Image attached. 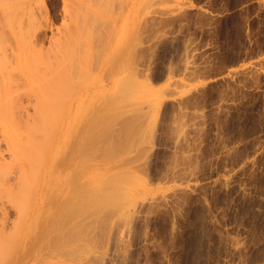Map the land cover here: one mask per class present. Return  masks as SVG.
Returning <instances> with one entry per match:
<instances>
[{
  "label": "rangeland",
  "instance_id": "obj_1",
  "mask_svg": "<svg viewBox=\"0 0 264 264\" xmlns=\"http://www.w3.org/2000/svg\"><path fill=\"white\" fill-rule=\"evenodd\" d=\"M0 84V264H264V0H0Z\"/></svg>",
  "mask_w": 264,
  "mask_h": 264
},
{
  "label": "bare ground",
  "instance_id": "obj_2",
  "mask_svg": "<svg viewBox=\"0 0 264 264\" xmlns=\"http://www.w3.org/2000/svg\"><path fill=\"white\" fill-rule=\"evenodd\" d=\"M1 8H2V9H6V8L4 7L3 4H2V6H1ZM4 13H6V12H4ZM26 76H27V75H26ZM30 80H31V79H30ZM131 85H132V84H131ZM11 91H12V90H11L9 87H7V86H5V85H3V84H0V98H1V97H5V98H7V99H10V98H11V95H12V92H11ZM14 91H15L16 93L19 92L18 90H17V91L14 90ZM28 97H30L29 94H28ZM37 97H38V96H37ZM36 100H37V98H36ZM38 101H39V99H38ZM49 102H50V101H44V103H41V104H43V105H45V106H49V105H47ZM39 103H40V102H39ZM45 103H47V104H45ZM50 103H51V102H50ZM50 103H49V104H50ZM41 104H40V105H41ZM15 105H16V103L14 104V107H16ZM17 105H18V104H17ZM41 106H42V105H41ZM15 109H16V108H14V110H13L14 113H13V111H12V115H15ZM41 110H42V109H38V110H37V108H36L35 113L37 112L38 115H37V113L34 114V115L37 116V118H39L40 115H43V117H40L41 119H40V118L38 119L39 121H41V123H40L39 125L43 124V122L45 121V120H43V119L47 118V117H44L45 114H42V112H43V113H44V112H46V113L48 112L47 110H42V111H41ZM6 111L8 112V109H7ZM16 112H17V111H16ZM39 112H41L40 115H39ZM16 114H17V113H16ZM27 114H28V112H27ZM26 116L28 117L27 119H31V118H32V119H37V118H36L35 116H33V115H32V116L30 115L31 117H29L28 115H26ZM42 118H43V119H42ZM39 121H38V122H39ZM42 121H43V122H42ZM36 123H37V122H36ZM36 125H37V124H36ZM6 128H7V127H6ZM80 131H82V133L78 131V133H81L80 135H84V134L86 133V129H85V128L81 129ZM83 133H84V134H83ZM33 142H34V140H33ZM35 142H36V140H35ZM59 144H60V143H59ZM59 147H60V146H59ZM59 147H58V149H59ZM60 148H61V147H60ZM51 150H52V149H51ZM48 151H49V150H48ZM45 153H46V152H45ZM58 153H59V152H58ZM35 155H36V154H35ZM39 155H41V154H39ZM42 155H44V154H42ZM42 155H41V156H42ZM48 155H49V153H48ZM32 156H33V154H32ZM33 157H34V156H33ZM58 158H59V157H58ZM56 159H57V157H56ZM58 160H59V161H56L57 163H61V162L63 161V160L60 159V158H59ZM52 165H53V164H52ZM58 166H59V165H58ZM53 167H54V165H53ZM70 168H71V167H70ZM51 169H53V168H51ZM71 176H74V175H71ZM72 178H73V177H72ZM68 181L70 182V183H69V185H70V184H71L70 179H69V180L66 179V183H68ZM66 185H67V184H66ZM66 199H67V198H66ZM62 202H63V201H62ZM62 202H61V203H62ZM67 203H68V200H67ZM67 203H66V204H67ZM61 205H62V206L65 205V200H64V202H63ZM68 207H69V206L67 205V206L64 208V210H65L66 208L68 209ZM57 208H58V207H57ZM67 209L65 210V211H66L65 214H63L64 212H63V213L61 212L63 209H62L61 211H60V209H58V210L56 211V212H57L56 216H57V215H60V214H61V216H65V217H68L69 214H70V216H71V213H72V212L69 213V214L67 215V212H68V211L70 212V208H69L68 210H67ZM58 212H60V213L58 214ZM66 215H67V216H66ZM56 216H55V217H56ZM70 216H69V217H70ZM55 217H54V218H55ZM58 217H60V216H58ZM48 218H50V217H48ZM54 218H53V216H52L51 219L54 220ZM56 218H57V217H56ZM44 219H45V218H44ZM46 219H47V218H46ZM46 219H45V220H46ZM48 220H49V219H48ZM48 220L45 222V224H46V223H47V225H48V224H51L52 227L56 225L55 223H54L55 225H53V220H52V221L50 220V221H51L50 223L48 222ZM55 221H56V220H55ZM55 221H54V222H55ZM39 222H40V221H39ZM43 223H44V221H43ZM40 224H41V223H40ZM45 224H44V227H46ZM34 225H35V224H34ZM42 225H43V224H42ZM38 226H39V225H38ZM40 227L43 228V226H41V225H40ZM40 227H39V228H40ZM49 227H50V225H49ZM41 228H40V230H41ZM53 228H54V227H53ZM53 228H50V229H52V234H53V230H54V232H56V228H57V226H56V228H54V229H53ZM44 229L46 230V228H44ZM41 231H42V235H43V229H42ZM46 231H47V230H46ZM46 231H44V232H46ZM48 232H51V231H49V229H48ZM44 234H45L46 236L50 235V233L47 235V232L44 233ZM52 234H51L50 236H52ZM26 246H27V245H26ZM25 248H26V247H25Z\"/></svg>",
  "mask_w": 264,
  "mask_h": 264
}]
</instances>
